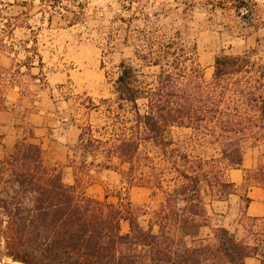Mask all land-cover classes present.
<instances>
[{
    "label": "trees",
    "instance_id": "trees-1",
    "mask_svg": "<svg viewBox=\"0 0 264 264\" xmlns=\"http://www.w3.org/2000/svg\"><path fill=\"white\" fill-rule=\"evenodd\" d=\"M173 45L134 53L143 66L158 67L151 82L140 79L131 60L119 63L114 83L118 113L112 134L103 138L90 125L81 128L74 149L80 150L82 159L77 166L68 158L77 170L108 169L117 159L129 166L126 174L132 182L140 166V147H157L166 167L158 171L147 166V183L164 195L153 218L143 226L138 222L142 209L94 200L78 186L67 185L61 167L47 166L42 147L32 141L31 129L28 138L0 160V246L3 243L10 260L20 264H246L247 258L258 257L264 264L257 246L239 241L225 228L215 229L211 239L201 237L204 195L221 201L235 190L220 164L225 169L240 168L246 131L262 128L260 77L252 83L247 55H222L215 58L207 83L197 66L198 70L186 65L190 51ZM173 127L190 129L203 141L218 144L220 157L191 156L171 148L174 143L167 134ZM98 155L104 157L101 165H95ZM165 174L170 176L166 181ZM248 201L245 198L246 205ZM122 220L129 222L126 234L120 231Z\"/></svg>",
    "mask_w": 264,
    "mask_h": 264
},
{
    "label": "rangeland",
    "instance_id": "rangeland-1",
    "mask_svg": "<svg viewBox=\"0 0 264 264\" xmlns=\"http://www.w3.org/2000/svg\"><path fill=\"white\" fill-rule=\"evenodd\" d=\"M169 43H174L173 49L190 51L186 65L189 69L197 66L207 83L216 57L247 55L251 81L260 77L264 95V0H0V111L13 112L17 128L8 150L2 147L0 135V152L4 154L0 160L17 142L28 138L32 129L28 117L40 110L50 112L59 132L74 126L80 134L81 128L90 125L103 138L109 137L118 113L114 83L119 63L131 60L140 79L151 82L158 67L143 66L134 53L165 49ZM261 126L246 131L240 168L225 169L224 163L220 164L226 180L230 182L232 170H239L243 183L221 201L204 195L206 220L201 237L211 239L214 230L222 227L264 254V216L247 217L244 202L248 187L264 189V122ZM167 137L174 143L171 148L180 152L220 157L218 144L203 141L190 129L173 127ZM77 142L68 148V155L78 166L82 158L80 150L74 149ZM140 154L132 182L126 174L129 166L117 159L111 160L108 169L90 166L77 170L68 161L57 166L63 169V181L78 186L87 197L121 208L130 204L142 209L145 214L138 213V222L146 226L164 200L163 193L147 183V166L159 171L166 164L152 144H143ZM95 158V165L103 164V155ZM45 162L56 166L46 158ZM169 177L163 176L165 181ZM120 231L129 232L127 220L121 221ZM5 254L1 243L0 264H20ZM246 264H259V258Z\"/></svg>",
    "mask_w": 264,
    "mask_h": 264
},
{
    "label": "crops",
    "instance_id": "crops-1",
    "mask_svg": "<svg viewBox=\"0 0 264 264\" xmlns=\"http://www.w3.org/2000/svg\"><path fill=\"white\" fill-rule=\"evenodd\" d=\"M50 112L40 110L38 114H32L28 121L32 127V141L39 144L44 157L51 160L54 165H61L68 161V148L73 146L78 139V134L74 126H65L62 132L59 127L53 124L50 119ZM58 124V122H57ZM16 127L14 126V114L11 111H0V135H2V147L7 150L14 143L16 137ZM4 154L0 152V158ZM230 182L235 187L243 183L242 173L239 170H232L229 173ZM246 198L249 200L245 207V215L250 218H261L264 216V189L259 186L248 187ZM254 262L255 258H247L246 262Z\"/></svg>",
    "mask_w": 264,
    "mask_h": 264
}]
</instances>
